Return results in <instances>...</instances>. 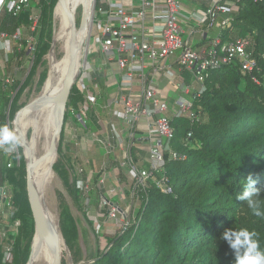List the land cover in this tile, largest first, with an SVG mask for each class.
<instances>
[{"label": "trees", "instance_id": "16d2710c", "mask_svg": "<svg viewBox=\"0 0 264 264\" xmlns=\"http://www.w3.org/2000/svg\"><path fill=\"white\" fill-rule=\"evenodd\" d=\"M48 4V0H40L37 5L40 13L35 45L41 48L37 64L43 62L53 44ZM238 5L232 29L224 33V40L230 38L232 31L241 37L251 36L256 68L244 73L239 65L229 64L209 72L206 91L195 102L196 107L200 106V121L192 124L181 117L173 121L175 136L171 148L187 155L185 161H174L169 152L165 153L173 192L164 193L154 184L148 189L136 187L139 205L130 215L126 214L129 225L105 248L99 247L98 255L91 261L80 259L74 264H235L232 251L221 238L226 228L256 231L264 249V216L253 215L246 202L236 199L249 175L256 181L255 187L264 189V0H241ZM31 7L15 16L4 6L0 11V31L13 35L27 28V19L32 18ZM28 41L27 34L22 33L20 42L27 46ZM35 72L36 69L30 72L26 83ZM186 79L190 81V74ZM0 85V125L8 126V96L12 89L2 81ZM77 89V101L72 107L79 113L84 98ZM21 107L18 100L12 103L11 119ZM68 119L66 115L62 122V140ZM130 153L136 162L133 147ZM10 171L15 177L13 197L10 196L12 220L21 222L11 264H27L35 232L33 229L24 245L26 228L18 200L19 196L29 199L26 163L12 170L8 163L0 164V186L7 181ZM259 207L264 212V192L259 197ZM1 249L0 264H4L5 249ZM60 264L70 263L63 257Z\"/></svg>", "mask_w": 264, "mask_h": 264}, {"label": "built area", "instance_id": "2783aa9c", "mask_svg": "<svg viewBox=\"0 0 264 264\" xmlns=\"http://www.w3.org/2000/svg\"><path fill=\"white\" fill-rule=\"evenodd\" d=\"M34 1L16 0L12 13L19 16L22 11L29 9ZM184 1L93 0L94 13L91 21L95 29V45L105 59V65L98 64L96 69L100 72L107 69L108 78L116 85L117 98L113 113L125 124L130 137L134 136L142 120L146 122L150 133H154L151 134L154 140L149 150L148 167L140 168L128 152L130 170L135 177V189L138 186L148 189L154 184L164 193L173 192L167 175L165 153L169 152L174 161L187 159L186 154L171 148V141L175 136L173 121L177 117L186 118L192 124L200 121V106L196 107L195 102L206 91L205 79L209 72L235 64L239 65L244 73H249L257 65L251 36L241 37L232 31L230 38L224 40V33L232 29L233 13L239 8L238 3L241 0H209L202 8L189 7ZM4 4L5 0H2L0 11ZM210 32L212 35L209 42L203 44L206 34ZM22 33L23 30L12 37L20 38ZM2 36L6 37L7 34L3 33ZM34 46L33 42L28 44L30 50ZM3 48L7 50L4 43ZM173 64H176L181 72L190 73L192 77L190 82L180 81L179 89L184 96L175 102L174 107L161 91L162 76L170 82H175L180 76L171 68ZM107 65L108 67H104ZM5 66L4 58L0 60V78L10 85L13 79L6 76ZM86 71L85 79L93 83L94 70L89 66ZM136 86L140 88L137 98L134 97ZM87 90L88 98L81 106L80 112L73 110L74 118L84 126L88 123L90 103L96 102L98 94L93 85ZM120 106L123 109H120ZM192 135V131L188 133L189 138ZM0 152L10 157L8 167L17 165V146H0ZM2 196L6 198L3 205L10 208L11 203L5 188ZM116 208H113L114 212ZM9 236L5 231L4 241H9ZM14 243L9 241L5 245L4 264L13 262Z\"/></svg>", "mask_w": 264, "mask_h": 264}, {"label": "rangeland", "instance_id": "374dc122", "mask_svg": "<svg viewBox=\"0 0 264 264\" xmlns=\"http://www.w3.org/2000/svg\"><path fill=\"white\" fill-rule=\"evenodd\" d=\"M39 2L40 0L34 1L32 18L27 19L28 27L23 28V33L29 37V45L37 41V32L33 30V27L35 26L36 28L38 23L36 19L40 13V9L37 6ZM184 2L187 5L188 2L186 0ZM48 3L50 6L49 21L52 29V40L53 44L55 42V45L52 44L43 62L37 64V58L41 53V48L35 45L30 50V55L26 58V61L22 63L17 75H11L10 73L13 72H9L8 69L6 70V76L19 80L12 86L8 85L12 89V92L8 96L7 124L10 129L16 131L21 141L17 145L19 155L17 156L16 167L20 168L24 162L26 163L27 174L25 176V183L28 196V173L30 164L25 153L26 143L36 155H43L45 153V141L48 139L52 144L53 139L56 137V125H53L50 121L47 122V116L44 115L42 117L37 116L38 118L30 117L29 122L21 123L22 134L26 138L25 143L15 126V118L11 119L9 116L12 103L18 100V104L22 106L20 111L31 104L46 90L49 81L57 78L53 71V59H57L59 63V77L63 78L71 68L75 56L72 47H67L61 40L57 42L60 26L65 16L61 0H48ZM92 6L90 12H86L84 6L78 7L76 11V29L82 30V27H89L87 38H84L82 41V45L85 44L82 67L78 72L77 79L69 93L66 105L61 114L62 122H64L66 115L67 118L69 116L68 121L65 123V137L62 140V134L60 135L56 158L51 164L52 166H50L48 176L41 183L40 187L37 185V191L41 193L43 201L55 216L58 229L57 244L60 260L65 257L69 260L70 264H74L75 260L80 259L91 261L98 255L99 247L101 249L105 248L108 242L112 241L123 227L129 225L130 220H128L126 214L130 215L132 211L137 210L139 205L136 193L126 186L120 185L119 187L120 183H118V179L114 175V170L118 169V156L121 151L118 147H113V149L109 147H98L99 144L96 143L97 141L94 142L92 132L87 131L89 124L88 126L79 124L74 119V113L72 111L74 109L72 106L77 101V88L83 85L87 72L86 69L92 65L93 56L95 55L93 54L96 43L94 40L95 29L91 21L94 13V2H92ZM13 66L16 67V64ZM35 69V76L29 83H26L30 72ZM83 102L80 103L79 107L83 105ZM99 148L101 156L104 157L105 155L102 161H98L95 157H92L98 153ZM105 151L106 154H104ZM94 158L96 159L95 164L92 160ZM126 159L125 161L124 158H121V161H125L126 163L120 164V167L125 171H129L130 160L128 158ZM9 161L10 157L8 155L0 154V164L9 163ZM90 163L93 164V169L89 168ZM119 163H121L120 160ZM8 168L12 170L14 167ZM30 170L32 172L31 166ZM105 176L107 182L110 184V186L109 184L107 185V189L104 188L105 182L102 179ZM14 178V175L10 171L8 179L4 184L10 192V196H12L11 193H14ZM18 200L22 204L21 212L26 228L24 245H26L33 229L35 232L33 240L36 241L38 231L36 220L38 216L35 213L30 198L26 199L19 196ZM113 208L117 210L114 212ZM20 223V220L12 222L13 232L9 236V241L15 242L19 238ZM9 241L5 240V243H9ZM21 248L23 250V246ZM33 249L35 250V242ZM34 250L31 251L30 258ZM30 258L27 264L30 263ZM38 263L44 264V257L40 256L35 264Z\"/></svg>", "mask_w": 264, "mask_h": 264}, {"label": "crops", "instance_id": "0c3cea01", "mask_svg": "<svg viewBox=\"0 0 264 264\" xmlns=\"http://www.w3.org/2000/svg\"><path fill=\"white\" fill-rule=\"evenodd\" d=\"M15 1L16 0H5L4 6L9 7V9L12 11V6L15 3ZM186 2H188L187 6L189 7H195V8L201 7L202 8V7H205L206 4L209 3V0L202 1V2L196 1V0H186ZM0 3H1V0H0ZM32 10H33V7L30 10L31 13H32ZM31 15H33V13ZM22 25L24 27L25 24H22ZM21 30L22 29H20L19 31ZM3 33L5 32L0 31V60L5 58L6 59L5 70L8 69L9 72L10 71L13 72V73H10L11 75L12 74L17 75L19 70L21 69L22 63H24L26 61V58L30 55V48L28 47V45L24 46L20 42L22 35L20 38L14 39L12 37L14 34L13 35L7 34L6 37H3L2 36ZM211 35H212L211 32L206 34L205 41H203V44H207V42H209V38L211 37ZM3 43L6 44L7 50L3 48ZM94 46H95V49L93 51V54L95 55L93 56V62H92V65L90 66L94 70L93 78H92L93 83L88 82L86 79H84L83 85L79 87V89L81 90L82 96L84 98V102L88 98L87 97L88 87L92 85L95 86L97 93H98L96 102L90 103L89 114L87 117L88 123L86 125L88 126L89 124L87 131L92 132V137L94 138V142L97 141L96 143L99 144V145L97 144L98 147L99 146L101 148L109 147L112 149L113 147H118V149L121 151L119 153L120 154L122 153V154L120 156V154L118 153L119 154L118 169L114 170V175L116 179H118V183H120L119 187L120 185L121 186L123 185L129 188L131 191L135 192L134 174L131 172L130 169L129 171H125L123 168L120 167V164L126 163L125 162L127 160L126 158L129 159L128 152H130L131 148L133 147L135 150V155L137 157V161L135 163L141 168L147 167L149 165V150L154 140L151 134L154 135V133H150L149 128L146 125V122L142 120L134 136L133 137L128 136L125 124H123L120 118L114 115L113 113V107L115 105V101L117 98L116 85L112 84L111 82H113V80H110L108 78L109 74L107 73V69L106 70L104 69L103 72H100L96 69V66L98 64L105 65V59L102 53L97 50V45H94ZM24 50L25 51L27 50L26 54H24ZM14 64H16V67L13 66ZM104 67H108V65ZM171 68H173V70L176 71L178 75L180 76L175 82H170L167 78L162 76L161 91L165 93L164 96L169 100V102L174 107L175 102L179 101L184 96V94L179 89V83L180 81L188 82L186 79L188 72L186 73L181 72L176 64H173ZM119 78H120V75H118V79ZM0 81L3 82L2 79ZM16 81H19V80H16L15 78H13V83H15ZM0 91H1V85H0ZM139 92H140V88L136 86L135 92H134L135 98L139 96ZM1 106H2V98H1V92H0V108ZM119 108L123 109V107L121 106ZM123 138H125L124 143H123ZM104 154H106V151ZM92 157H95L98 161H102L105 155L104 157L101 156L100 148H99L98 153H96V155ZM95 158L92 159L94 164L96 160ZM121 158H124L125 161L122 162ZM119 160L121 163H119ZM93 167H94L93 164L90 163L89 168L93 169ZM105 178L106 176L103 177L102 179H104V182H105L104 188L107 189V185L109 184V182H107V178L106 179ZM4 184L0 187L5 188V190L8 192L9 199H10V193ZM3 204L4 203L1 204V208H0V253L2 250L1 248L5 249V245H6L3 239V233L7 231L8 234L11 235V233L13 232L12 231L13 229L12 227V222H13L12 206L9 208L8 206L3 205Z\"/></svg>", "mask_w": 264, "mask_h": 264}, {"label": "bare ground", "instance_id": "6f19581e", "mask_svg": "<svg viewBox=\"0 0 264 264\" xmlns=\"http://www.w3.org/2000/svg\"><path fill=\"white\" fill-rule=\"evenodd\" d=\"M92 2L93 0H61V5L65 11V16L60 26L57 42L61 40L67 47H72L74 49V60L77 57L80 59L79 69L82 67L83 50L85 46V44L82 45V41L84 38H87L89 27H82V30L76 29V11L78 7L84 6L86 12H90L93 7ZM79 45H82L81 49H79ZM52 65L54 69L53 71L55 72L57 78L51 79L46 90H44L42 94L37 99H35V101L22 109L17 118V131L25 143L26 138L25 135L22 134L21 129L22 122H29L30 117H42L44 115L47 116V122L50 121L53 123V125H56L57 129L58 121L61 119L63 103L67 96L66 78L71 68L67 74L61 78L59 77V63L57 59H53ZM55 141L56 138L53 139V142L51 141L52 144L48 141V139L45 141V153L41 156L36 155L33 151H31L27 146V143L25 146L26 158L28 159V162L32 168L31 173L34 190L36 191L37 199L41 204L43 211V217H39L38 221L36 220L38 231L36 241H34L35 250L33 249L34 252L30 258L31 261L29 264H35L40 256L44 257V264H51L53 257V247L54 244L58 243V229L56 226L55 216L52 210L43 201L41 193L37 191V185L40 187L41 183L45 181L48 176L50 166H52L51 164L56 158Z\"/></svg>", "mask_w": 264, "mask_h": 264}, {"label": "clouds", "instance_id": "9594fccd", "mask_svg": "<svg viewBox=\"0 0 264 264\" xmlns=\"http://www.w3.org/2000/svg\"><path fill=\"white\" fill-rule=\"evenodd\" d=\"M20 138L14 129H10L7 125H0V146L9 145L15 147L20 144ZM247 184L242 193L236 195V199L244 201L252 210L255 216H264L259 207V197L264 189L255 187L256 181L252 175L246 178ZM221 238L228 244L233 253L235 264H264V249L258 234L254 230L246 227L239 229L226 228Z\"/></svg>", "mask_w": 264, "mask_h": 264}, {"label": "water", "instance_id": "95a60500", "mask_svg": "<svg viewBox=\"0 0 264 264\" xmlns=\"http://www.w3.org/2000/svg\"><path fill=\"white\" fill-rule=\"evenodd\" d=\"M53 45H55V42H54ZM81 47H82V45H79V49H81ZM79 64H80V59H78V57H77L74 60L72 66H71V69L69 71V74H68V76L66 78L67 96H66V98L64 100V103H63L62 112H63V109H64V107L66 105L69 93H70V91H71V89H72V87H73V85H74V83H75V81L77 79V75H78V72L80 70L79 69ZM19 114H20V112H18L16 114V116H15V126H16V128L18 127L16 121H17V118H18ZM61 132H62V121L60 119L58 121V124H57L56 137H55L56 138V141H55V143H56V153H57V149H58L59 142H60ZM28 190H29V198L32 201L35 213L37 214L38 218L39 217H43V211H42V208H41V204L39 203V201L37 199L36 191L34 190L33 180H32V173L30 171V165H29V173H28ZM2 193H3V188L0 187V208H1V204L6 201V198H4L2 196ZM37 221H38V219H37ZM51 264H60V256H59V250H58L57 244H54V247H53V257H52Z\"/></svg>", "mask_w": 264, "mask_h": 264}]
</instances>
